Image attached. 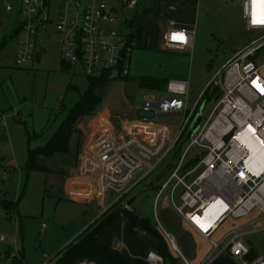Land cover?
I'll list each match as a JSON object with an SVG mask.
<instances>
[{
  "label": "rangeland",
  "instance_id": "rangeland-1",
  "mask_svg": "<svg viewBox=\"0 0 264 264\" xmlns=\"http://www.w3.org/2000/svg\"><path fill=\"white\" fill-rule=\"evenodd\" d=\"M100 1L113 8L112 18L115 20L105 26L106 31L123 36L130 50L127 79L111 80L100 90L102 109L108 107L117 110L121 106L118 110L122 112L128 111L129 107L139 110L145 104L144 99L161 98V92L133 87L131 82H138L142 77L188 81L187 105L190 108L232 55L258 36L245 30L242 0H139L137 8H127L120 0ZM167 1L169 6L166 13ZM62 3L63 0H49L48 15L52 21L48 26L49 31L54 30ZM9 4L15 11L19 8L20 0H10ZM4 5V0H0V113L7 126L6 141L0 142V236L5 239L3 243L0 242V264H52L54 256L102 215L103 210L94 208V205L70 202L65 199L62 190L57 193L63 185L59 174L44 171H30L27 174L24 169L27 134L40 133L38 138L30 141V149L44 146L65 119L66 110L75 105L79 94L66 92L64 77L53 72L57 67L59 47L58 37L53 32L49 33V42H46L45 36L40 37L42 44L46 45L40 65L26 69L15 66V43L9 41L8 37L15 34L21 16L17 14L12 17L5 12ZM124 20L128 22L126 26ZM169 21L192 29L193 42L187 54L162 48L160 27ZM5 40L7 44H4ZM253 63L264 65V46L255 54ZM261 74L264 77V69ZM122 81L130 87L126 89ZM71 86L83 94L88 88L87 79L76 75ZM214 91L216 89L211 86L202 96L198 113H202L203 120L215 104L211 97ZM10 110L15 111L14 118ZM73 141L76 143L77 137ZM73 153L71 151L70 158ZM178 157L176 148L154 173L121 199V194L110 190L105 207H113L118 199L115 205L125 207L131 198L136 197L130 206L135 212V220L148 219L160 231L157 218L163 229L173 236L180 252L191 262L189 259L198 250L194 233L183 226L173 211L168 189L161 194L154 208L158 188L168 178L169 171L174 169L169 164L172 160L177 163ZM45 160L43 164L50 171L62 169L58 156ZM166 167L169 171L158 179ZM4 201L16 203L17 207L7 211ZM164 211L174 217L169 224L165 222ZM257 216L260 214L255 210L248 218L257 219ZM261 224L263 222H258L257 227ZM229 228L230 221L222 225L217 236ZM99 237L103 243H114L121 247L124 254L138 260L143 259L149 251L157 252L155 238L141 226L134 227L131 232L129 223L122 215L117 216ZM253 238L264 239V233ZM176 264L183 262L177 259Z\"/></svg>",
  "mask_w": 264,
  "mask_h": 264
},
{
  "label": "built area",
  "instance_id": "built-area-1",
  "mask_svg": "<svg viewBox=\"0 0 264 264\" xmlns=\"http://www.w3.org/2000/svg\"><path fill=\"white\" fill-rule=\"evenodd\" d=\"M120 1L127 8H134L139 0ZM9 2L4 0L6 12L12 11ZM48 5L49 0L20 2L22 21L14 55L17 68L26 69L32 64L40 42L39 26L46 28L52 24ZM112 12L113 8L100 0H63L53 30L60 39L63 65L85 78L108 75L114 81L128 76L130 50L126 39L105 29L115 20ZM242 16L245 30L258 36L234 53L208 83L204 93L213 86L216 91L211 97L215 104L205 120L201 113L195 133L190 131V126L204 93L189 108L188 81L168 80L161 98L144 99V106L135 113V121L149 126L145 130L152 136L150 142L131 132L129 126H125L124 136L116 135L113 128L101 129L90 142L96 163L95 199L102 213L112 207H105L110 190L121 194V199L154 173L171 152L181 148L178 162L172 160L169 164L174 169L169 171L167 166L158 175L161 178L169 171L157 191L154 208L168 189L176 215L214 249L207 262L225 251L240 259L249 253L241 239L245 234L242 228L230 230L219 242L209 240L224 220L243 219L255 210L264 217V77L261 74L264 65L257 66L251 60L264 46V24L253 23L254 19H264V0H242ZM193 34L169 21L161 37L163 48L190 51ZM2 137L6 138V125L0 115ZM256 154L258 158L253 157ZM156 221L157 228L176 252L173 236L163 230L157 218ZM4 241L0 236V242ZM182 261L190 264L185 259ZM145 262L164 264L156 252L148 253ZM248 264H264V258L257 257Z\"/></svg>",
  "mask_w": 264,
  "mask_h": 264
},
{
  "label": "crops",
  "instance_id": "crops-1",
  "mask_svg": "<svg viewBox=\"0 0 264 264\" xmlns=\"http://www.w3.org/2000/svg\"><path fill=\"white\" fill-rule=\"evenodd\" d=\"M20 2H21V0H20ZM138 4H139V1H138ZM138 4H137L136 8L138 7ZM168 6H169V3L167 1L165 4L166 8L164 9V11H166V13H167ZM6 13L11 15L12 17H15L17 14H19L21 16V19L18 21V24L16 25V30H15V32H16L17 29L19 28L21 21H22V15L20 13V4H19V8L17 10L14 11L12 9L11 12H6ZM176 27L183 28V29H186L188 31H192L191 28H189L183 24H176ZM160 28H161V34H162L163 31L166 30L167 25L164 24ZM48 29H49V27L44 28L41 25L39 26L38 38H39L40 42L37 44L36 54L34 57L35 64H33V62H32V64L30 66H32V65L38 66L41 64L42 54H44L46 51V49H45L46 45L42 44L40 37H41V35L43 37L45 36L46 42H49V39H51V38H48L51 36L49 33L53 32V34H55L54 31H52V30L49 31ZM55 35H57V34H55ZM57 37H58L57 42L59 44V47L57 49L58 62H57V67H56V69L53 70V72L60 74L64 77L65 87H66L65 91L66 92L74 91V92H77L80 96V92H78V89L76 87L71 86V82H72V79L74 76H76V75L81 76V75L78 74L74 69H71L67 66H66L68 68L67 70H65L63 68L64 65L61 63V60H60V39H59L58 35H57ZM8 39H9V41H11V40L14 41V43H15L14 48L16 50V44H17L16 34H13L12 36L8 37ZM5 41H6L5 44H7L8 41L7 40H5ZM162 48H163V46H162ZM177 52L187 54L189 51L187 49L184 51H177ZM14 55H15V53H14ZM138 82H131V83H132L133 87L134 86L138 87ZM126 83L127 82L122 81V85H124L125 88L127 89V86L130 87V85H128ZM105 87H106V85L103 87V89ZM116 88H118V87H116ZM100 95H101V92H100ZM17 102L18 101H16V103ZM102 102H103V100H102ZM102 102L100 104V101H98V103L96 104L91 115L78 119V121L76 122V126H75V132L72 134V136L69 140V143L67 144V151L66 152H57L53 156H50V157L40 156V155L36 157V165L37 166L44 167L46 169L45 172H49V173H53V174H59V176L63 180L62 188L57 190V193H59L62 190L63 191V192L61 191L62 194H64L65 199H67L68 201L73 202V203H77V204H81V205H86V206L94 205V208L98 207L99 209H100V207L97 203V200L95 199L96 198V191H95V187H96V179H95L96 163H95V160L92 157L91 152H90L91 140L96 138V135L99 134L101 129H108V128H110V129L113 128L114 133L116 135L124 136L125 126H129V128L131 129V132L136 133V134H140L142 139H144L148 142H150L152 140V136L150 135V133L145 130V129H148L149 126L143 125L139 121H135L134 117H135V113L137 110H133L132 107H129L127 109L128 111L122 112L121 110H118V109L122 108L121 106H119L117 108V110H115V108H108V107H106L107 109H102ZM62 110L65 111V109H63V108H62ZM66 112H67V110H66ZM9 113H10L11 117L14 118V116H15L14 114H16L15 111L10 110ZM124 114L126 116H123ZM0 115L3 116L2 113H0ZM66 115H67V113H66ZM97 118H99L98 121H96ZM3 119H4V116H3ZM143 130H145V131H143ZM39 134L40 133L36 134L37 137L40 136ZM74 137H77L76 143H74V141H73ZM34 139H36V138H34ZM5 141H6V139L3 137L0 139V142H2V143H5ZM72 143L74 144L73 150H71V144ZM71 151H74L72 158H70L71 157ZM56 156H58V158L60 160L59 163L62 165V169H60L58 171H56V170L50 171L46 167V165L43 163L46 161L45 159L54 158ZM40 160H41V162H40ZM64 164H68V165L65 166ZM158 179H160V178L158 177ZM253 212L250 213V215L253 214ZM258 213L260 214V212H258ZM250 215H248L247 217H245L243 219L228 218V219L224 220L221 224H219L217 229L211 234V236L209 238V240H211L213 242H219L230 230L236 229V228H242V231L245 234L241 237V239L249 249V253L246 256H244L242 259L237 258V257H233L228 253V251H225L219 255L214 256V258L210 262H207V260H206L207 257L210 254H212V255L214 254V249L212 248L211 244L206 239H204V238L198 236L197 234H195L194 232H192L181 219L180 220H181L183 226L185 228L189 229L192 233H194L193 236L195 237V244H196L198 250L195 251L194 256H192L191 259H189L191 262H189L184 257L182 252H180L178 246L175 243V247L177 250H176V252H173V256L175 258L178 256L181 261H182V259H185L190 264H242V262L248 264L253 259H255L257 257L264 258V239L260 238V239L256 240L253 238L255 235L264 233V217L260 214V216H257V219H255V218L252 219V218H248ZM228 221H230V228L226 232L217 236V233L221 229L222 225H224ZM258 222H263V224H261L260 227H257ZM216 236H217V238H215ZM99 239H100V237H99ZM174 242H175V239H174ZM107 245L110 246L112 249L116 250L117 252H119L120 254H122L123 256H125L130 261H137L138 260L137 258L135 259V258L130 257L127 254H124L121 250V247L117 246L114 243L107 244ZM156 246H157V243H156ZM150 252L151 251H149L148 253H150ZM147 254H146V256H147ZM146 256L143 259H139V261L145 262Z\"/></svg>",
  "mask_w": 264,
  "mask_h": 264
},
{
  "label": "trees",
  "instance_id": "trees-1",
  "mask_svg": "<svg viewBox=\"0 0 264 264\" xmlns=\"http://www.w3.org/2000/svg\"><path fill=\"white\" fill-rule=\"evenodd\" d=\"M127 24L128 22L126 25ZM17 33L18 29L15 32L16 36ZM5 43L6 41H4V44ZM253 59L254 57L251 60L253 61ZM63 68L65 70L68 69L65 65ZM126 79L127 77H122L119 80ZM110 81L111 79L108 77V75H102L98 78H87V90L83 94H80L76 104L67 111L65 119L44 146L38 147L37 149H30V141L38 137L36 134H27V160L24 166L27 174L30 171H46L44 167H39L36 165L37 156L40 155L50 157L57 152L67 151V144L69 143L72 134L75 132L76 122L79 118L91 115L99 101L100 97H96L94 92L96 90H101L105 84ZM167 81L168 80L142 77L138 82V88L143 90L163 92ZM179 149L181 148L178 147V150ZM4 207L7 211H12L17 207V204L4 201ZM119 215H122L123 218L129 223V229L131 232L134 227L141 226L148 234L155 238L157 243L156 253L163 258L164 264L177 263V259L179 258H175L173 256V251L163 232L157 230L148 219L140 221L135 220V212L131 207H117V205H115L100 215L71 243L58 252L54 256L52 264H81L83 262L93 264H147L146 262L139 260L130 261L125 256L112 249L99 239L100 233L110 227L112 222ZM163 216L165 217L164 219L166 224H169L174 218L173 215L167 211H164Z\"/></svg>",
  "mask_w": 264,
  "mask_h": 264
},
{
  "label": "water",
  "instance_id": "water-1",
  "mask_svg": "<svg viewBox=\"0 0 264 264\" xmlns=\"http://www.w3.org/2000/svg\"><path fill=\"white\" fill-rule=\"evenodd\" d=\"M126 23H127V20H124L123 24L126 25ZM100 92H101L100 90H96V91L94 92V95H95L96 97H100ZM200 120H201V113H198V114L195 116V118H194V120H193V122H192V124H191V126H190L192 132H195V131L198 129V126H199ZM135 198H136V197L131 198V199L126 203V208H130V206H131V204L133 203V201H134Z\"/></svg>",
  "mask_w": 264,
  "mask_h": 264
},
{
  "label": "snow or ice",
  "instance_id": "snow-or-ice-1",
  "mask_svg": "<svg viewBox=\"0 0 264 264\" xmlns=\"http://www.w3.org/2000/svg\"><path fill=\"white\" fill-rule=\"evenodd\" d=\"M253 23H260V24H264V19H260V20H253Z\"/></svg>",
  "mask_w": 264,
  "mask_h": 264
},
{
  "label": "bare ground",
  "instance_id": "bare-ground-1",
  "mask_svg": "<svg viewBox=\"0 0 264 264\" xmlns=\"http://www.w3.org/2000/svg\"><path fill=\"white\" fill-rule=\"evenodd\" d=\"M252 151V150H251ZM253 154V152H251ZM262 154V153H261ZM254 158H258V155L256 154L255 156L253 155ZM261 157V156H260Z\"/></svg>",
  "mask_w": 264,
  "mask_h": 264
}]
</instances>
